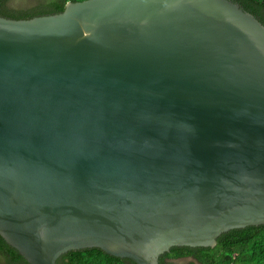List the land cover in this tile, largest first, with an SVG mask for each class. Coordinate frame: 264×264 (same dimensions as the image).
Wrapping results in <instances>:
<instances>
[{
    "label": "water",
    "instance_id": "obj_1",
    "mask_svg": "<svg viewBox=\"0 0 264 264\" xmlns=\"http://www.w3.org/2000/svg\"><path fill=\"white\" fill-rule=\"evenodd\" d=\"M264 224V25L232 0L0 16V236L29 264H159Z\"/></svg>",
    "mask_w": 264,
    "mask_h": 264
},
{
    "label": "trees",
    "instance_id": "obj_2",
    "mask_svg": "<svg viewBox=\"0 0 264 264\" xmlns=\"http://www.w3.org/2000/svg\"><path fill=\"white\" fill-rule=\"evenodd\" d=\"M81 0H0V16L28 19L61 12L66 2ZM264 25V0H232ZM212 247L174 246L158 258L159 264L170 259H189L191 264H264V224L233 228L222 232ZM180 263V262H178ZM177 262L175 264H178ZM0 264H29L0 236ZM56 264H135L128 258L115 257L100 248L69 250Z\"/></svg>",
    "mask_w": 264,
    "mask_h": 264
},
{
    "label": "rangeland",
    "instance_id": "obj_3",
    "mask_svg": "<svg viewBox=\"0 0 264 264\" xmlns=\"http://www.w3.org/2000/svg\"><path fill=\"white\" fill-rule=\"evenodd\" d=\"M179 261H180V263L177 262L178 264H191V263L189 262V261H190L189 259H184V260H181V259H180ZM194 264H198V263H194Z\"/></svg>",
    "mask_w": 264,
    "mask_h": 264
},
{
    "label": "flooded vegetation",
    "instance_id": "obj_4",
    "mask_svg": "<svg viewBox=\"0 0 264 264\" xmlns=\"http://www.w3.org/2000/svg\"><path fill=\"white\" fill-rule=\"evenodd\" d=\"M179 260L180 259H170V258H167L166 262L172 261V263L175 264L176 262H180Z\"/></svg>",
    "mask_w": 264,
    "mask_h": 264
}]
</instances>
